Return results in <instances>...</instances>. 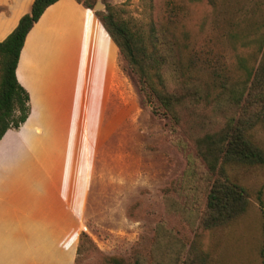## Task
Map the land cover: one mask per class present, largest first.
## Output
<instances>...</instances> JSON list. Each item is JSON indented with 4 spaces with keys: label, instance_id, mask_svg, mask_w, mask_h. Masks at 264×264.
Wrapping results in <instances>:
<instances>
[{
    "label": "rangeland",
    "instance_id": "1",
    "mask_svg": "<svg viewBox=\"0 0 264 264\" xmlns=\"http://www.w3.org/2000/svg\"><path fill=\"white\" fill-rule=\"evenodd\" d=\"M90 2L94 13L111 8L118 20L145 35L155 26L164 36L186 38L190 47L223 57L230 67L238 55L259 50L261 41L264 50V0H220L217 9L204 0H174V15L168 0ZM71 38L69 33L62 38L42 34L28 42L24 53L26 69L32 61L28 91L37 112L33 129L24 124L0 142L5 193L0 198V264H101V255L90 251L78 262L82 244L126 259L140 248L151 262L159 231L169 235L167 245L175 253L179 246L189 250L197 235L210 264H263L264 168H230V176L250 192L249 212L224 228L197 229V213L208 192L206 167L185 130L153 113L119 49L115 71L91 88L94 109L78 110L76 133L59 139L58 134L46 136L49 132L35 136L36 126L66 127L60 121L68 113L71 93L61 87L72 50L63 53L61 45ZM50 61L45 80L35 79ZM252 136L264 149V126Z\"/></svg>",
    "mask_w": 264,
    "mask_h": 264
},
{
    "label": "trees",
    "instance_id": "2",
    "mask_svg": "<svg viewBox=\"0 0 264 264\" xmlns=\"http://www.w3.org/2000/svg\"><path fill=\"white\" fill-rule=\"evenodd\" d=\"M58 1L35 0L31 12L0 42V141L9 130L20 129L29 118L30 95L19 83L16 70L28 34L44 12ZM90 1L77 0L92 10ZM204 1L216 9L219 7L220 0ZM167 9L170 14H176L174 0H168ZM95 15L136 75L139 90L153 113L171 119L176 127L185 130L197 157L206 167L208 192L204 208L197 213V229L212 231L243 218L251 208L250 192L229 172L233 167L264 168V149L252 136L257 126H264L262 41L259 50L249 56L238 55L237 62L233 61L234 66L230 67L223 57L212 53L211 57L209 52L190 47L186 38L176 41L164 36L155 26L145 35L118 20L111 8L107 13ZM167 75L171 76L170 83ZM262 194L260 190L258 202L263 208ZM262 212L264 217L263 209ZM167 244H170L169 235L159 231L151 262L145 260L140 248L134 250L133 259H126L104 255L95 247L82 244L78 262L90 251L101 255V264H210L197 235L189 250L179 246L175 253L173 246ZM262 258L264 264V241Z\"/></svg>",
    "mask_w": 264,
    "mask_h": 264
},
{
    "label": "crops",
    "instance_id": "3",
    "mask_svg": "<svg viewBox=\"0 0 264 264\" xmlns=\"http://www.w3.org/2000/svg\"><path fill=\"white\" fill-rule=\"evenodd\" d=\"M34 1L35 0H0V42L4 41L16 29L20 19L24 15L31 12ZM76 31H79L81 34L76 36ZM48 33H52L53 37L56 38H62L68 35V33L72 35L68 43L61 45L63 53L67 50H72V55L67 57L65 62L64 68L65 71H67V75L62 79L64 81V86L61 87V89L68 88L71 93L67 97L69 109L67 115L62 117L64 121H60L63 125L66 123L65 128H63L64 126L60 128H55L54 126L52 130H45L41 126H36L33 133L35 136H43L48 132L46 136L58 134L59 136L56 137L59 139L60 137L76 133L74 129L77 127V112L79 109H82V106L89 111L94 109L92 101L93 92L91 88L99 84L103 75L110 74L111 70L115 71L118 48L103 29L92 10L80 5L77 0H59L44 12L40 20L32 28L20 54L16 75L19 83L27 91L29 85L32 83V78H28L32 61L29 63L27 69L24 68L25 50L28 46V42L32 38L36 40L39 39V35L41 36L42 34ZM37 45H39L38 42ZM52 66L53 63L51 61L45 65L43 64L44 68H42L40 74L38 73L36 75L35 79L44 81L45 73L50 70ZM57 70L56 68V72ZM85 88H89L88 93H86ZM87 94L88 99H85ZM29 95L31 105L32 96L30 93ZM36 112L37 109L33 108L31 105L29 118L24 123L29 126V129H33L34 124L31 123V120H33L32 116L35 115ZM91 117H93V115ZM59 129L62 130L59 131ZM19 130L20 129L16 131ZM53 131H56V133ZM23 137L24 144L27 147L29 143L25 138V134H23ZM57 145H59L58 141ZM61 150L65 151L63 147ZM0 183H3V181L1 180ZM4 195L5 193L0 186V198ZM64 226L66 228V233H68L69 224H64Z\"/></svg>",
    "mask_w": 264,
    "mask_h": 264
},
{
    "label": "bare ground",
    "instance_id": "4",
    "mask_svg": "<svg viewBox=\"0 0 264 264\" xmlns=\"http://www.w3.org/2000/svg\"><path fill=\"white\" fill-rule=\"evenodd\" d=\"M27 49V48H26ZM27 50H29V49H27ZM28 59V57H24V60H27ZM25 64V63H24ZM26 66L24 65V68H25Z\"/></svg>",
    "mask_w": 264,
    "mask_h": 264
},
{
    "label": "water",
    "instance_id": "5",
    "mask_svg": "<svg viewBox=\"0 0 264 264\" xmlns=\"http://www.w3.org/2000/svg\"><path fill=\"white\" fill-rule=\"evenodd\" d=\"M100 7V4L98 3L97 6H96V9Z\"/></svg>",
    "mask_w": 264,
    "mask_h": 264
}]
</instances>
